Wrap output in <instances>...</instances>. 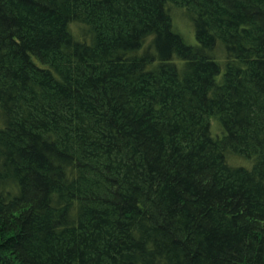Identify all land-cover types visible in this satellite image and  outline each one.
I'll return each mask as SVG.
<instances>
[{"label":"trees","instance_id":"16d2710c","mask_svg":"<svg viewBox=\"0 0 264 264\" xmlns=\"http://www.w3.org/2000/svg\"><path fill=\"white\" fill-rule=\"evenodd\" d=\"M0 264H264V0H0Z\"/></svg>","mask_w":264,"mask_h":264},{"label":"rangeland","instance_id":"374dc122","mask_svg":"<svg viewBox=\"0 0 264 264\" xmlns=\"http://www.w3.org/2000/svg\"><path fill=\"white\" fill-rule=\"evenodd\" d=\"M182 26H183V24H182ZM185 31L188 33V35H189L190 37H192L191 40H190V42H191V43L194 42V40H195V39H194V35H192V30L190 29L189 26H186Z\"/></svg>","mask_w":264,"mask_h":264}]
</instances>
